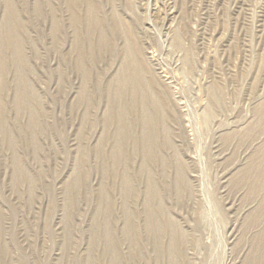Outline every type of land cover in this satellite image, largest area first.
Listing matches in <instances>:
<instances>
[{
	"label": "rangeland",
	"instance_id": "1",
	"mask_svg": "<svg viewBox=\"0 0 264 264\" xmlns=\"http://www.w3.org/2000/svg\"><path fill=\"white\" fill-rule=\"evenodd\" d=\"M0 264H264V0H0Z\"/></svg>",
	"mask_w": 264,
	"mask_h": 264
}]
</instances>
